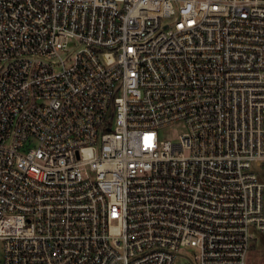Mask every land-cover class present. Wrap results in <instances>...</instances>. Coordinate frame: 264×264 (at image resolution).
Returning a JSON list of instances; mask_svg holds the SVG:
<instances>
[{
  "label": "built area",
  "instance_id": "built-area-1",
  "mask_svg": "<svg viewBox=\"0 0 264 264\" xmlns=\"http://www.w3.org/2000/svg\"><path fill=\"white\" fill-rule=\"evenodd\" d=\"M255 232L264 0H0L1 264H246Z\"/></svg>",
  "mask_w": 264,
  "mask_h": 264
},
{
  "label": "rangeland",
  "instance_id": "rangeland-1",
  "mask_svg": "<svg viewBox=\"0 0 264 264\" xmlns=\"http://www.w3.org/2000/svg\"><path fill=\"white\" fill-rule=\"evenodd\" d=\"M181 126L182 124L175 125L170 128H163L160 131L161 136L165 138L170 137L176 139L179 133L184 130V128ZM3 244V240L0 239V264L2 263V258L4 254ZM193 251V248H184L182 252L185 254L179 255L177 257L176 264H189L190 261L186 257V255H192ZM246 264H264V235L258 232H255L254 239L252 240V247Z\"/></svg>",
  "mask_w": 264,
  "mask_h": 264
}]
</instances>
